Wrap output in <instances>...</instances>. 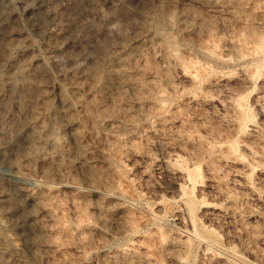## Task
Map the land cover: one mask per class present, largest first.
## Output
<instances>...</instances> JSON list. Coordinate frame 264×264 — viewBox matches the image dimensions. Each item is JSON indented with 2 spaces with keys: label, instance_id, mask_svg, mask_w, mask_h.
Masks as SVG:
<instances>
[{
  "label": "rangeland",
  "instance_id": "374dc122",
  "mask_svg": "<svg viewBox=\"0 0 264 264\" xmlns=\"http://www.w3.org/2000/svg\"><path fill=\"white\" fill-rule=\"evenodd\" d=\"M0 9V107L22 119L7 77L40 69L43 92L25 117L52 121L59 140L40 157L25 140L7 153L36 195L39 243L34 254L11 225L18 215H4L18 244L4 259L264 264V0H0ZM108 52L119 56L110 68ZM9 172L0 165L2 180Z\"/></svg>",
  "mask_w": 264,
  "mask_h": 264
},
{
  "label": "bare ground",
  "instance_id": "6f19581e",
  "mask_svg": "<svg viewBox=\"0 0 264 264\" xmlns=\"http://www.w3.org/2000/svg\"><path fill=\"white\" fill-rule=\"evenodd\" d=\"M0 14H2V9H0ZM156 21L158 22L157 17L152 19L153 23H157ZM170 39L164 35L162 36L164 43H162L160 38L161 43L164 45L168 44ZM257 39L264 42V37L262 36L257 37ZM12 44L11 38L7 37L2 44L3 50L5 51ZM118 57L117 53L108 52L104 56V62L110 68L111 63L119 60ZM98 68H93L90 74L98 77V73H100ZM41 77L42 73L40 69L27 70L22 66L16 67L7 77L6 83L12 100L19 107V111L22 114L24 113V117L22 119L9 118L6 115L7 103L0 107V133L2 134L0 141V165L10 170L8 178H11L14 182L12 187H9L10 189H6L4 181L8 180V178L6 180L0 178V264H11L3 257L5 255L12 256L18 252V244L7 236L6 229L1 224L4 215H18V220H15V223L11 222V225L21 227L26 231L25 238L34 254L37 252L39 243L38 238H36L38 224L35 221H37V215L34 211L35 205H33L36 195L32 189L23 184L28 179L27 175L21 172L19 164L11 159L7 153L17 148L20 141L25 140L30 155L40 157L43 154L42 150L45 144L56 146L59 142L56 137V127L52 121L38 122L35 114L29 116L30 118L25 117L27 115L26 113H29V110L34 107V98L40 97L43 92L38 87V81ZM46 107L49 109L50 104L47 103ZM33 112L36 111L33 110ZM7 127L11 128V133L8 132L9 130H4Z\"/></svg>",
  "mask_w": 264,
  "mask_h": 264
}]
</instances>
